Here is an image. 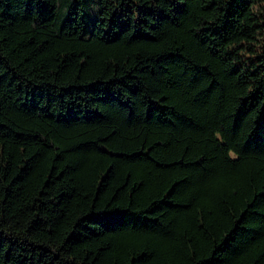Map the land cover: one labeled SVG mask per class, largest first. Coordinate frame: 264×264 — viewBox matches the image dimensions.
I'll return each mask as SVG.
<instances>
[{
    "label": "trees",
    "instance_id": "16d2710c",
    "mask_svg": "<svg viewBox=\"0 0 264 264\" xmlns=\"http://www.w3.org/2000/svg\"><path fill=\"white\" fill-rule=\"evenodd\" d=\"M0 264H264V0H0Z\"/></svg>",
    "mask_w": 264,
    "mask_h": 264
}]
</instances>
